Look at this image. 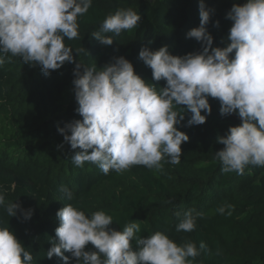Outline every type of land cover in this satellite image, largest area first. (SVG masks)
<instances>
[{
    "label": "clouds",
    "instance_id": "obj_1",
    "mask_svg": "<svg viewBox=\"0 0 264 264\" xmlns=\"http://www.w3.org/2000/svg\"><path fill=\"white\" fill-rule=\"evenodd\" d=\"M92 3L0 0V66L9 53L21 57L24 64L40 66L46 76L65 63H75L73 91L82 119L58 127L64 143L78 150L71 158L74 166L89 162L108 175L110 170L123 174L134 165L162 171L164 163L179 164L181 145L189 136L176 126L184 121L186 112L192 114L188 126L204 124L212 113L211 97L219 100L221 116L236 114L241 119L217 138V143L225 146L215 153L222 172L243 175L248 166L264 167V0L233 5L227 14L232 26L222 41L226 47L213 48L214 38L207 28L213 10L205 0L199 3V27L186 34L201 43L202 52L175 56L167 45L156 51L142 47L139 59L152 69L153 79L166 81L159 90L138 75L123 56L103 67L75 62L65 38H78V18L88 13ZM140 20L132 8H120L91 36L110 46L114 40L106 34L118 36L136 28ZM60 191L67 200L75 199L66 186ZM231 207L224 204L217 211L224 214ZM0 208L11 218L22 213L24 220H29L33 215V210H24L17 202H6L2 186ZM56 215L60 226L47 257H61L64 264H70L72 258L78 264H193L207 248L204 242L199 248L194 242L178 245L162 231L142 238L137 235L140 224L135 222L118 231L110 227L112 215L103 210L88 215L72 203ZM203 215L195 209L176 212L180 218L176 231L195 230L197 218ZM132 241L137 250H133ZM89 243L98 251H86ZM0 264H33V255L7 226H0Z\"/></svg>",
    "mask_w": 264,
    "mask_h": 264
},
{
    "label": "trees",
    "instance_id": "obj_2",
    "mask_svg": "<svg viewBox=\"0 0 264 264\" xmlns=\"http://www.w3.org/2000/svg\"><path fill=\"white\" fill-rule=\"evenodd\" d=\"M199 3L93 0L88 13L78 18V38H65V44L73 49L75 62L87 67H103L123 56L159 90L166 81L153 79L152 69L139 59V52L145 46L156 51L164 45L175 56L202 52L201 43L186 36L200 25ZM237 3L243 5L246 0H205L213 10L207 26L213 48L227 46L222 43L232 26L227 14ZM129 7L141 16L136 28L118 36L106 34L114 40L110 46L91 36L109 14ZM9 57L10 53L0 66V186L6 202H17L24 210H33V215L29 220L22 213L11 218L0 208V226L10 228L33 255V264H64L61 257L49 259L47 251L57 239L60 222L56 214L69 203L88 215L105 211L113 216L110 227L118 231L126 223H138L137 235L142 238L162 231L178 245L194 242L199 248L204 242L207 248L193 264H264V167L248 166L243 175L224 173L215 157L225 147L217 138L241 123L238 115L221 116L219 100L209 97L212 113L204 124L188 126L192 114L186 112L176 126L189 136L181 145L179 164L164 163L162 171L134 165L123 174L110 170L105 175L89 162L74 166L71 158L78 150L64 143L58 132V127L82 119L73 91L75 63H65L46 76L40 66L24 64L19 56L9 62ZM62 185L73 192L74 200L64 197ZM224 204L232 207L220 214L217 209ZM191 209L203 217L197 218L195 230L177 232L180 218L176 212ZM132 245L137 250L135 241ZM85 250L98 251L91 243ZM64 254L71 257L70 252ZM70 264H78L77 259L72 258Z\"/></svg>",
    "mask_w": 264,
    "mask_h": 264
}]
</instances>
